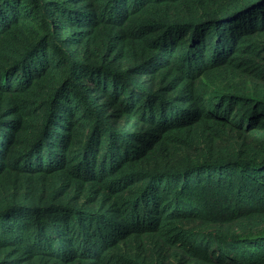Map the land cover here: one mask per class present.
<instances>
[{
    "label": "trees",
    "instance_id": "1",
    "mask_svg": "<svg viewBox=\"0 0 264 264\" xmlns=\"http://www.w3.org/2000/svg\"><path fill=\"white\" fill-rule=\"evenodd\" d=\"M0 264H264V0H0Z\"/></svg>",
    "mask_w": 264,
    "mask_h": 264
},
{
    "label": "rangeland",
    "instance_id": "2",
    "mask_svg": "<svg viewBox=\"0 0 264 264\" xmlns=\"http://www.w3.org/2000/svg\"><path fill=\"white\" fill-rule=\"evenodd\" d=\"M100 154V151L98 152V155Z\"/></svg>",
    "mask_w": 264,
    "mask_h": 264
}]
</instances>
